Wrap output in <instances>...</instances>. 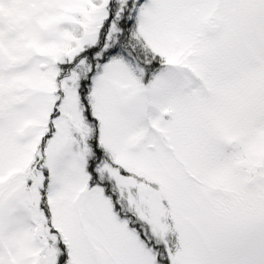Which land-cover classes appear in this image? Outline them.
<instances>
[{
    "label": "snow or ice",
    "instance_id": "snow-or-ice-1",
    "mask_svg": "<svg viewBox=\"0 0 264 264\" xmlns=\"http://www.w3.org/2000/svg\"><path fill=\"white\" fill-rule=\"evenodd\" d=\"M0 264H264V0H0Z\"/></svg>",
    "mask_w": 264,
    "mask_h": 264
}]
</instances>
